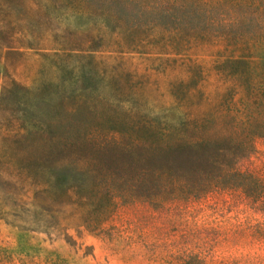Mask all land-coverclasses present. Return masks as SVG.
I'll return each mask as SVG.
<instances>
[{"label":"rangeland","instance_id":"374dc122","mask_svg":"<svg viewBox=\"0 0 264 264\" xmlns=\"http://www.w3.org/2000/svg\"><path fill=\"white\" fill-rule=\"evenodd\" d=\"M186 3L206 14L197 0H0V264H264V192L119 198L104 217L81 200L77 219L67 210L61 226L41 208L49 204L44 178L29 165L38 151L26 144L57 140L59 125L78 121L69 96L81 72L64 66L96 70L94 113L80 115L98 143L119 140L100 114L110 108L121 120L124 111L146 110L158 118L142 122L160 124L162 143L186 140L192 79L199 83L188 105L207 99L206 108L233 107L231 78L214 69L218 49L186 31ZM88 48L94 51L82 52ZM62 83L65 93L57 92ZM237 166L264 184L263 137Z\"/></svg>","mask_w":264,"mask_h":264},{"label":"trees","instance_id":"16d2710c","mask_svg":"<svg viewBox=\"0 0 264 264\" xmlns=\"http://www.w3.org/2000/svg\"><path fill=\"white\" fill-rule=\"evenodd\" d=\"M197 2L200 8L207 6L206 14L186 3V31L205 43L202 45L218 49L219 60L214 69L231 78L233 95L238 97L231 100L233 107L206 108L203 102L207 99L188 105L199 83L192 79L186 94V140L162 143L160 124L142 122L158 118L146 110L135 112L140 121L131 123L135 120L133 112L124 111L125 118L121 120L117 110L110 108L100 110V114L109 123V131L119 135V140L114 136L111 137L114 140L98 143L80 115L83 109L94 113L89 98L95 86L96 70L90 63L79 68L64 66L66 73L76 69L81 72L80 86L69 96L76 99L72 112L78 121L74 125H59L57 140L30 139L26 144L27 148L38 151L29 165L36 166L35 175L44 178L43 193L49 204L41 208L56 218L60 226L64 219H77L74 206L81 200L84 205L99 206L98 215L104 217L119 198L148 201L161 200L167 195L171 199L192 198L231 188H240L250 197L264 192L260 179L237 166L254 146L255 138H264V0ZM162 14L173 17L169 10ZM189 49L187 46L186 51ZM88 51L94 49L82 52ZM70 83L75 82L70 80ZM56 88L60 89L57 92L66 91L64 83ZM49 126L54 130L53 125ZM113 162L120 164L121 172ZM70 166L76 170L72 176ZM62 195H72L73 202L58 203L57 196Z\"/></svg>","mask_w":264,"mask_h":264}]
</instances>
